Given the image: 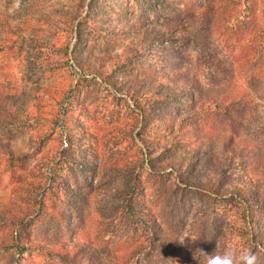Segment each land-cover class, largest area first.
Wrapping results in <instances>:
<instances>
[{
	"label": "rangeland",
	"instance_id": "obj_1",
	"mask_svg": "<svg viewBox=\"0 0 264 264\" xmlns=\"http://www.w3.org/2000/svg\"><path fill=\"white\" fill-rule=\"evenodd\" d=\"M13 2L0 0V97L16 110L0 125V207L30 203L32 213L0 237L17 230L31 250L0 247V264H204L233 240L264 264V202L238 196L230 175L211 181L209 166L187 174L175 162L202 136L264 164V80L240 64L230 79L248 38L205 41L174 0H20L10 13ZM187 25L153 42L142 35ZM233 82L251 105L227 116L207 102ZM69 133L88 142L70 147ZM129 186L137 217L118 198Z\"/></svg>",
	"mask_w": 264,
	"mask_h": 264
},
{
	"label": "trees",
	"instance_id": "obj_2",
	"mask_svg": "<svg viewBox=\"0 0 264 264\" xmlns=\"http://www.w3.org/2000/svg\"><path fill=\"white\" fill-rule=\"evenodd\" d=\"M174 1L176 2L175 5L172 6L171 4L170 8L177 11H188L190 14L189 23H191L188 24L197 25L202 39L207 42L211 43L214 41V37L219 34L230 35V39L233 38L237 41L236 43H244L245 39L248 38V41L241 46L234 56V58L237 59V63L233 61L232 65H230L231 81L235 79L234 74L236 73L237 65L239 64L241 66L249 65V67H251V71L248 73L249 79H252L253 81L264 80V58L262 56V54H264V0ZM187 29H189L188 25L184 28L163 26V31L161 30V32H165L163 35L151 30H146L142 35L146 41L153 42L156 39L165 38L166 34L175 37ZM256 45H259V47H256ZM0 48L2 49L1 46ZM33 62L35 63V60H33ZM177 74L178 73L174 71V73L171 72L169 76L181 77ZM178 81L183 82V77L178 79ZM148 87L154 86L148 84ZM136 89L137 88L132 89L133 93H136ZM190 94L192 99L196 100L194 93L191 92ZM164 95L168 100H174L173 90L166 89ZM0 96H2V94ZM245 97V91L233 82L230 84L229 89L221 92L218 97L213 98L212 100L210 98V101L207 103H213L220 112H223L228 116L231 115L235 106H242L243 109H245L248 105H251V102L246 100ZM5 106V103L0 97V125L6 122L7 124H12L11 120L15 118L16 110L10 106H7V108ZM237 113H239V115L242 114L241 112ZM185 129L186 135L194 137L191 127L185 125ZM201 137L202 136H198V142H196L197 145L188 148L184 154L175 155L176 166L185 165V173L187 174L190 173V170L194 167L195 163L206 168L209 166L210 170L214 172V175L212 174V176H210L211 181H220L219 178L221 177L227 179V176L230 175L229 177H232V179L227 183L229 186L234 184L236 187V185H238L236 187V193L238 196L243 197L249 204H262L261 202H264V164L260 163L259 166H256L254 164V158L251 156L247 148L244 149L243 158L242 156L234 155L239 157L234 159L233 157L230 158L228 147L225 151L216 152L213 144H204L202 140L199 143ZM68 142H66L68 143L67 145L70 144V147H75L83 146V144L85 145L88 140H82L77 138L75 133H69ZM145 145L147 152L150 155L151 153H154L151 152V149L157 148L148 140H145ZM240 160H242L243 164ZM232 161L233 163H231ZM196 172L205 175L204 168H201ZM209 183L210 182H208V184ZM52 186L53 182H51L48 187L52 188ZM136 190L137 188L129 186L128 191L120 190L117 192L118 198H121L126 202L125 209L130 211L133 217L139 215L134 198ZM45 191L42 192V196L45 194ZM20 198L23 197L20 196ZM30 206V203L20 204L13 201L3 203L0 207V226L7 225L11 229H21L32 213ZM253 207H255V205H253ZM107 227L109 231H114V228L111 227V225L107 224ZM0 247L4 250L12 251L14 254H18L19 257L24 256L25 253H28L31 250L29 245L24 244L18 236L17 230H11L9 235H3L0 237Z\"/></svg>",
	"mask_w": 264,
	"mask_h": 264
},
{
	"label": "clouds",
	"instance_id": "obj_3",
	"mask_svg": "<svg viewBox=\"0 0 264 264\" xmlns=\"http://www.w3.org/2000/svg\"><path fill=\"white\" fill-rule=\"evenodd\" d=\"M20 8V0H14L9 12ZM204 264H258L257 255L248 247L242 246L238 240L226 244L222 252L208 253Z\"/></svg>",
	"mask_w": 264,
	"mask_h": 264
}]
</instances>
